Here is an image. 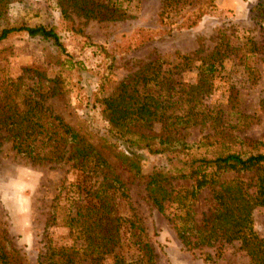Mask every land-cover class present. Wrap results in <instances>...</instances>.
Returning <instances> with one entry per match:
<instances>
[{
  "label": "rangeland",
  "instance_id": "rangeland-1",
  "mask_svg": "<svg viewBox=\"0 0 264 264\" xmlns=\"http://www.w3.org/2000/svg\"><path fill=\"white\" fill-rule=\"evenodd\" d=\"M257 1L189 0L180 11L165 18L160 14L164 0H15L8 6L3 26L55 28L65 52L25 33L10 35L0 41V87L7 89L10 82L19 94L26 95L38 80L35 71L45 73L46 79H57L59 92L46 96L45 105L99 147L100 137L108 127L102 114L104 98L117 93L122 84L135 82L136 75L149 63L160 59L157 65L164 71L179 63V56L189 55L193 58L190 66L172 69L184 98L182 104L172 106L182 109L180 116L191 118L179 135L188 142L200 141L205 145L200 151L211 157L212 150L203 138L211 133L207 129L209 120L217 116L226 128L224 137L264 143V111L260 103L264 98V29L251 20L250 14ZM181 22L183 26L178 27ZM218 34H225L240 50L230 60L217 62L213 74L203 79L201 71L207 65L204 59L213 50ZM250 40L259 43L258 54L244 51V44ZM98 47L113 57L112 69H107L105 55ZM197 50L201 53L195 56ZM189 108L193 109L191 115L187 113ZM245 151L264 154V146L257 150L247 147ZM103 155L115 164L111 156L105 152ZM139 157L145 176L168 170L164 158L145 153ZM117 173L129 190V206L123 204L117 211L127 218L135 215L139 219L152 248L154 264L251 262L245 243L239 241L184 247L174 226L153 209L143 181L127 179L119 168ZM77 175L68 165L31 164L15 153L0 130V227L22 264L42 262L46 235L53 246L71 247L69 229L63 221L65 203H59L58 222L50 227L47 223L54 197L62 185L81 181ZM236 177L229 173L221 179ZM172 185L175 189H189L191 181H175ZM214 208L210 191H203L192 209L195 220L199 223ZM251 220L254 232L264 239V208H255ZM123 238L125 244L116 252L126 260L137 258L134 239L129 233ZM111 261L108 257L104 263ZM78 264L94 263L85 259Z\"/></svg>",
  "mask_w": 264,
  "mask_h": 264
},
{
  "label": "trees",
  "instance_id": "trees-1",
  "mask_svg": "<svg viewBox=\"0 0 264 264\" xmlns=\"http://www.w3.org/2000/svg\"><path fill=\"white\" fill-rule=\"evenodd\" d=\"M14 1L0 0V41L12 34L25 33L65 52L55 28L3 26L8 6ZM187 1L164 0L161 17L180 11ZM62 14L68 19L65 12ZM250 14L251 20L264 29V0H258ZM183 24L179 23L178 27ZM258 44L250 40L243 49L258 54ZM98 49L105 55L107 69H112L113 57L101 47ZM238 50L240 48L235 47L229 37L218 34L213 50L204 59L207 65L201 71L202 78L213 74L217 62L230 60ZM200 53L201 50H197L194 54ZM178 59L179 63L164 71L157 65L160 59L149 63L136 75L135 82L122 84L117 93L104 98L102 114L108 127L100 137L99 147L45 105L46 96L59 92L57 79H46L45 73L35 71L38 80L26 95L19 94L10 82L7 89L2 90L1 85L0 130L7 135L15 153L35 165H68L69 170L82 178L62 185L54 197L47 223L50 227L58 222L59 203H65L63 221L69 229L72 245L53 246L46 235V252L40 264H78L85 259L105 264L108 257L112 259L111 264H154L153 251L139 219L135 215L127 218L117 211L123 204L129 206V190L117 168L127 179L143 181L153 209L174 226L184 247H212L239 241L245 243L251 259L249 264H264V239L254 232L251 220L255 208H264V154L245 151L247 147L257 150L264 143L224 137L226 128L217 116L209 120L207 129L211 133L203 138L212 150L211 157L200 151L205 146L200 141L188 142L182 138L178 132L191 118H186L185 113L180 116L182 109L172 106L184 101L172 69L190 66L193 58L182 55ZM49 82L52 83L50 89ZM260 103L264 111V98ZM192 111L189 108L187 113L191 115ZM156 124L158 130H155ZM103 152L111 156L115 164L109 162ZM140 153L164 158L168 170L143 175ZM229 173L237 177L221 179ZM245 174L248 176L242 179ZM175 181H191V185L189 189H175L172 185ZM206 190L210 191L215 208L198 223L192 209L198 195ZM127 233L134 239L137 258L133 260H126L116 252L125 244L123 237ZM206 259L211 257L207 255ZM0 264H22L1 227Z\"/></svg>",
  "mask_w": 264,
  "mask_h": 264
}]
</instances>
